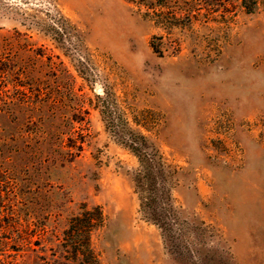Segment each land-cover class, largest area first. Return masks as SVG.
<instances>
[{"label":"rangeland","instance_id":"1","mask_svg":"<svg viewBox=\"0 0 264 264\" xmlns=\"http://www.w3.org/2000/svg\"><path fill=\"white\" fill-rule=\"evenodd\" d=\"M241 1L0 0V264H84L83 207L98 264H264V0ZM133 143L176 167L195 258L141 219Z\"/></svg>","mask_w":264,"mask_h":264},{"label":"trees","instance_id":"2","mask_svg":"<svg viewBox=\"0 0 264 264\" xmlns=\"http://www.w3.org/2000/svg\"><path fill=\"white\" fill-rule=\"evenodd\" d=\"M241 4L248 13H251L257 3L256 0H242ZM152 48L154 52H159L157 47ZM102 106V114L109 118L108 106ZM136 136L145 142V137L140 134ZM77 144V151L81 152L83 143L80 141ZM126 148L138 159V168L132 174V182L141 219L160 230L168 244L169 252L174 257L195 258V249L190 247L183 253L175 243L177 238L175 235L179 233L178 227L181 226L177 215V201L173 197L176 167L153 147L133 143ZM104 221L105 217L99 207L91 209L83 207L78 216L70 219L64 231L66 242L73 248L74 255L80 257L84 264H98L97 256L90 247V236L103 226Z\"/></svg>","mask_w":264,"mask_h":264}]
</instances>
